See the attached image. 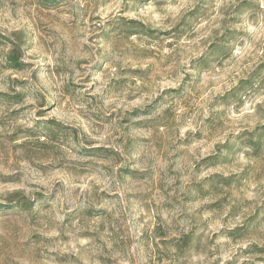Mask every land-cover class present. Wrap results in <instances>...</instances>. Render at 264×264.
I'll return each instance as SVG.
<instances>
[{"label": "rangeland", "instance_id": "374dc122", "mask_svg": "<svg viewBox=\"0 0 264 264\" xmlns=\"http://www.w3.org/2000/svg\"><path fill=\"white\" fill-rule=\"evenodd\" d=\"M0 35V204L45 199L0 264H264V0H0Z\"/></svg>", "mask_w": 264, "mask_h": 264}, {"label": "trees", "instance_id": "16d2710c", "mask_svg": "<svg viewBox=\"0 0 264 264\" xmlns=\"http://www.w3.org/2000/svg\"><path fill=\"white\" fill-rule=\"evenodd\" d=\"M132 23L133 22L122 24V26H126L127 29H129L131 35H134L136 33L147 35L149 33L148 32L149 30H147V28L142 26L141 24H138L135 26ZM16 39L17 41H19L18 37ZM5 42H8L11 45L10 46L11 48L9 49L8 53L4 56L2 60V65L6 68L21 69L23 67V64L22 62H20L21 54H20L19 47L16 45V43L11 42L7 38L0 35V45H3L2 43H5ZM223 48H224L223 46L216 47L215 50L209 56H207V58L202 60L203 64L204 63L208 64L211 61H216L218 59V56L219 55L221 56L225 52V51L223 52ZM0 97H4V96L0 94ZM56 126H59V125L56 124ZM10 197L11 198L6 200L5 204L3 205L0 204V212L5 213V214L8 212L18 213L17 211L30 212L34 209L36 204H40L41 202L45 200L43 196L38 195V198L30 201V200L25 199L23 196H20L17 193L11 195Z\"/></svg>", "mask_w": 264, "mask_h": 264}]
</instances>
